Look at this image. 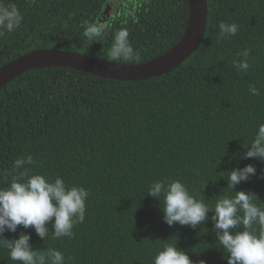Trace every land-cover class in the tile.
<instances>
[{
    "label": "trees",
    "instance_id": "trees-1",
    "mask_svg": "<svg viewBox=\"0 0 264 264\" xmlns=\"http://www.w3.org/2000/svg\"><path fill=\"white\" fill-rule=\"evenodd\" d=\"M111 0H0L21 17L0 36V68L34 50L86 54L119 64H140L170 50L188 19V0H125L105 16ZM208 16L197 51L172 72L149 80L117 81L46 67L29 71L0 91V188L23 169L88 190L83 223L74 235L42 240L18 226L3 237L31 236L40 251L55 248L65 264H153L165 244H177L194 264H227L216 240L213 213L197 228L163 222V196H148L153 182L179 180L214 210L228 171L247 164L257 173L233 191L251 192L264 208V161L244 158L264 124V0H207ZM235 23L221 37L219 24ZM101 34L89 39L85 27ZM127 30L134 57L110 55L115 33ZM248 51L247 72L234 61ZM251 87L259 95L249 92ZM26 179V177H25ZM258 228V226H256ZM0 264H20L0 246Z\"/></svg>",
    "mask_w": 264,
    "mask_h": 264
},
{
    "label": "clouds",
    "instance_id": "clouds-1",
    "mask_svg": "<svg viewBox=\"0 0 264 264\" xmlns=\"http://www.w3.org/2000/svg\"><path fill=\"white\" fill-rule=\"evenodd\" d=\"M110 2L108 4L112 9V1ZM114 12L105 11L104 15L109 16ZM20 19L14 6L0 7V28L11 31L20 23ZM238 27L235 23L221 22L220 36H234ZM101 31V26L88 24L83 35L92 39L99 36ZM3 34L0 31V36ZM128 36L127 30L115 33L110 51L113 58L134 57ZM240 55L244 59L233 63L239 71L247 72L250 67L247 62L249 53L246 50ZM249 92L259 95L255 87H251ZM247 148L244 158L264 161V124L258 126ZM33 163L31 156L16 159L13 168L23 171L14 176L7 187L0 188V237L6 231L15 233L18 226H22L24 229L34 228L35 233L45 240L50 234L48 224L51 223L54 230L51 232L52 237L71 238L74 235V226L84 222L88 190L80 186H68L59 176L49 180L41 174H29L28 169L22 167ZM227 173V188L235 194L221 196L216 201L214 210L204 200H198L191 195L185 184L179 180L153 182L147 195L156 199L163 196L162 219L169 227L179 224L195 229L205 223L208 214L212 212L216 240L228 254L227 264H264V208L253 202L251 192L233 191L242 181H248L255 176L257 170L254 165L247 164ZM260 178L264 179V175ZM30 240V234L21 232L15 239L0 238V246L8 250L12 261L20 264H65V257L60 251L55 248L36 250L31 246ZM153 264H194V261L177 244H165L154 256ZM199 264L205 262L200 261Z\"/></svg>",
    "mask_w": 264,
    "mask_h": 264
},
{
    "label": "water",
    "instance_id": "water-1",
    "mask_svg": "<svg viewBox=\"0 0 264 264\" xmlns=\"http://www.w3.org/2000/svg\"><path fill=\"white\" fill-rule=\"evenodd\" d=\"M115 1L112 0L113 10ZM110 7L108 4L106 13ZM207 9V0H188V19L180 40L170 50L151 61L128 65L69 51L34 50L0 68V91L24 73L46 67L68 68L117 81L149 80L166 75L197 51L207 26Z\"/></svg>",
    "mask_w": 264,
    "mask_h": 264
},
{
    "label": "flooded vegetation",
    "instance_id": "flooded-vegetation-1",
    "mask_svg": "<svg viewBox=\"0 0 264 264\" xmlns=\"http://www.w3.org/2000/svg\"><path fill=\"white\" fill-rule=\"evenodd\" d=\"M112 1V0H111ZM124 0H116V2H115V9L113 10V9H111V12L113 11H116V9H117V7H119V6H121L120 4L123 2ZM111 3V2H110ZM116 5H117V7H116Z\"/></svg>",
    "mask_w": 264,
    "mask_h": 264
},
{
    "label": "rangeland",
    "instance_id": "rangeland-1",
    "mask_svg": "<svg viewBox=\"0 0 264 264\" xmlns=\"http://www.w3.org/2000/svg\"><path fill=\"white\" fill-rule=\"evenodd\" d=\"M116 2V1H115ZM111 11V8H110V10H109V12Z\"/></svg>",
    "mask_w": 264,
    "mask_h": 264
}]
</instances>
